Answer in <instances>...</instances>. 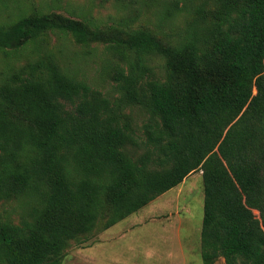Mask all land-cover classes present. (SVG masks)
Segmentation results:
<instances>
[{
	"label": "trees",
	"instance_id": "obj_1",
	"mask_svg": "<svg viewBox=\"0 0 264 264\" xmlns=\"http://www.w3.org/2000/svg\"><path fill=\"white\" fill-rule=\"evenodd\" d=\"M215 3L209 30L180 44L57 13L0 24L3 51L60 32L123 63L121 104L50 55L0 82V201L35 200L19 223L0 212V264H62L101 220L112 228L197 172L204 264H264V0ZM122 103L148 111L141 130Z\"/></svg>",
	"mask_w": 264,
	"mask_h": 264
},
{
	"label": "rangeland",
	"instance_id": "obj_2",
	"mask_svg": "<svg viewBox=\"0 0 264 264\" xmlns=\"http://www.w3.org/2000/svg\"><path fill=\"white\" fill-rule=\"evenodd\" d=\"M217 8L215 0H0V24L34 13H57L99 28H146L163 41L180 44L207 32ZM44 55L52 56L68 75L121 104V88L114 80L115 67L123 64L121 59L104 45H81L72 35L60 32L49 33L22 50H0V82ZM164 64L156 57L150 66L162 76ZM121 107L141 130L148 111L138 105L122 103ZM204 196L202 172H197L112 228L101 231V220L92 235L67 248L62 264H171L168 230L186 223L201 228ZM34 205V199L25 197L0 201V212L3 218L19 223ZM254 213L260 218L258 211Z\"/></svg>",
	"mask_w": 264,
	"mask_h": 264
},
{
	"label": "crops",
	"instance_id": "obj_3",
	"mask_svg": "<svg viewBox=\"0 0 264 264\" xmlns=\"http://www.w3.org/2000/svg\"><path fill=\"white\" fill-rule=\"evenodd\" d=\"M188 178H186V180ZM185 181L182 184H184ZM188 212L190 213V209ZM178 217H180V215ZM151 219L155 220L153 217ZM168 220H170L169 217ZM201 229L202 227L194 229V227L186 223L183 225H176L171 230H168L170 235L168 236L167 256L171 264H204L202 258ZM214 264H226V260L221 257Z\"/></svg>",
	"mask_w": 264,
	"mask_h": 264
}]
</instances>
